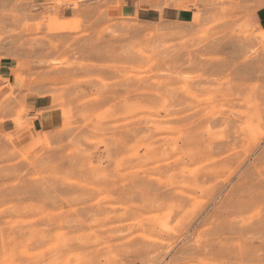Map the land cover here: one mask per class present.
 I'll return each mask as SVG.
<instances>
[{
  "label": "rangeland",
  "instance_id": "1",
  "mask_svg": "<svg viewBox=\"0 0 264 264\" xmlns=\"http://www.w3.org/2000/svg\"><path fill=\"white\" fill-rule=\"evenodd\" d=\"M258 3L0 0V264H264Z\"/></svg>",
  "mask_w": 264,
  "mask_h": 264
},
{
  "label": "crops",
  "instance_id": "2",
  "mask_svg": "<svg viewBox=\"0 0 264 264\" xmlns=\"http://www.w3.org/2000/svg\"><path fill=\"white\" fill-rule=\"evenodd\" d=\"M51 2H54V0H50ZM259 8L257 11L253 13L251 18L249 19V23L251 24H260L264 26V0H258ZM182 5H187L188 8L181 9ZM180 5L178 12H177V18L182 23H188L191 22L195 15H196V9L195 5L191 4H182ZM137 10V7H135L132 4H123L120 7V13L123 16H132L135 14ZM60 12V10H59ZM63 22H48L46 25V29L50 32L52 30H61V28H64L67 24L62 26ZM68 26V25H67ZM4 63L0 61V69L2 70V76L3 78H8L9 82H5L0 80V102L4 99L6 94L9 92V86L13 83L15 75L12 73L11 70H7V68L3 67ZM5 69V70H4ZM10 83V84H9ZM44 105V101L41 98H27L25 102V110L27 112V119L33 120L37 117V111ZM40 119V118H39ZM48 120V119H47ZM51 120V121H50ZM53 118L51 117L48 122H52Z\"/></svg>",
  "mask_w": 264,
  "mask_h": 264
}]
</instances>
